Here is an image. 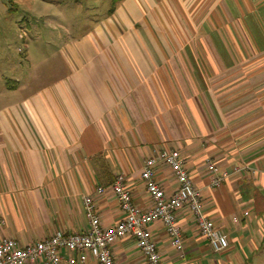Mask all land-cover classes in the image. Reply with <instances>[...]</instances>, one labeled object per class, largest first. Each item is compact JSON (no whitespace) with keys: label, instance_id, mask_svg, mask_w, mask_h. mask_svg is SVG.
<instances>
[{"label":"crops","instance_id":"1","mask_svg":"<svg viewBox=\"0 0 264 264\" xmlns=\"http://www.w3.org/2000/svg\"><path fill=\"white\" fill-rule=\"evenodd\" d=\"M103 1L80 15L58 9L63 0L0 1L90 24L78 36L65 28V70L53 65L55 80L40 81L36 94L1 76L21 98L0 110V238L26 245L83 232L86 197L101 228L113 227L123 216L109 191L118 174L136 207L149 209L143 162L155 149H174L228 248L214 253L183 209L182 256L160 222L148 226L161 264H264V0ZM208 161L218 173L244 169L213 188ZM154 180L167 195L177 187L162 164ZM111 253L115 264H146L131 237Z\"/></svg>","mask_w":264,"mask_h":264},{"label":"built area","instance_id":"2","mask_svg":"<svg viewBox=\"0 0 264 264\" xmlns=\"http://www.w3.org/2000/svg\"><path fill=\"white\" fill-rule=\"evenodd\" d=\"M167 167L177 187L167 195L155 182V167ZM206 168L212 178L210 186L217 188L232 175L244 168L235 167L231 173H218L211 162ZM145 191L152 205L141 210L132 201L126 187L125 176H115L109 191L117 202L122 218L113 227L102 229L95 213L91 198H84L85 217L88 228L83 232L53 234L48 238L21 245L14 238H0V264H86L88 257L96 264H115L111 253L112 245L124 238L131 237L146 264H161L152 234L148 229L154 222H160L173 248L182 256V237L177 225L176 215L185 209L192 215L199 234L209 244L214 253L221 254L228 248V240L222 230L208 219L203 212L198 192L194 189L189 173L186 171L180 153L174 149H155L144 160L140 173ZM101 194L103 188H97ZM234 221H236L234 219ZM4 221L0 219V228Z\"/></svg>","mask_w":264,"mask_h":264},{"label":"rangeland","instance_id":"3","mask_svg":"<svg viewBox=\"0 0 264 264\" xmlns=\"http://www.w3.org/2000/svg\"><path fill=\"white\" fill-rule=\"evenodd\" d=\"M63 1L58 9L66 10V13L69 11L71 15L72 12H77V15L84 11L93 12L96 8L100 11L105 4L103 0H92V4L90 0ZM95 1L98 2L96 6ZM1 5L0 2V110H3L4 106L10 104L6 102L9 98L20 99L21 93L8 94L15 89L12 87L14 84H6L1 76L14 80L18 77L22 83H28L25 95L36 94L42 88L40 81L51 84L55 80L53 65L61 66V70H65L67 59L63 55H58V49H63L65 43L69 41L65 28H73L72 35L78 36L90 24L73 21L68 23L63 21L64 16H57L58 22H53L52 17L37 18L27 7L9 10L8 7L4 8ZM206 10L207 8L204 7V12ZM47 20L48 24H46ZM25 23L28 24L29 30L25 27ZM195 26V22L189 24V31L195 30ZM23 32L24 37H22ZM24 45L29 46L27 56Z\"/></svg>","mask_w":264,"mask_h":264}]
</instances>
